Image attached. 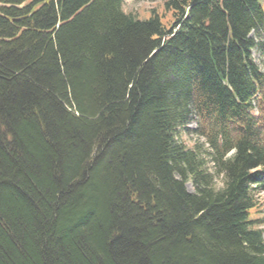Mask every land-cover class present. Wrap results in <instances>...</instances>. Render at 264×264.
Segmentation results:
<instances>
[{
    "label": "trees",
    "instance_id": "1",
    "mask_svg": "<svg viewBox=\"0 0 264 264\" xmlns=\"http://www.w3.org/2000/svg\"><path fill=\"white\" fill-rule=\"evenodd\" d=\"M123 4L0 0V264H264V7Z\"/></svg>",
    "mask_w": 264,
    "mask_h": 264
},
{
    "label": "rangeland",
    "instance_id": "2",
    "mask_svg": "<svg viewBox=\"0 0 264 264\" xmlns=\"http://www.w3.org/2000/svg\"><path fill=\"white\" fill-rule=\"evenodd\" d=\"M159 1L160 0H124L123 7L125 11L136 13L138 17L144 18L150 9L158 5ZM259 1L261 5L264 7V0H259ZM250 37L254 39V41H256L257 43H259L258 47L252 50V56L255 63L264 72V45L262 44L263 43L262 37L258 36L256 32H251ZM261 44L263 45L262 47ZM187 127L188 130H185L181 134H182V139L185 141V143L188 146H192L193 143L196 142L199 143L204 142V140L194 132V129L196 127V120L193 114L190 116L189 120L187 121ZM220 177H221L220 174H218L215 175L213 178L214 183H216L219 186L222 183V179ZM185 187L190 192L195 191L194 185L191 181H187L185 183ZM259 198L262 199V204L260 210L255 214V217L257 218L256 221L259 222L258 224H260V226L263 228L264 231V192L259 193Z\"/></svg>",
    "mask_w": 264,
    "mask_h": 264
},
{
    "label": "bare ground",
    "instance_id": "3",
    "mask_svg": "<svg viewBox=\"0 0 264 264\" xmlns=\"http://www.w3.org/2000/svg\"><path fill=\"white\" fill-rule=\"evenodd\" d=\"M195 118V117H194ZM233 153V150L229 151L227 155H231Z\"/></svg>",
    "mask_w": 264,
    "mask_h": 264
}]
</instances>
